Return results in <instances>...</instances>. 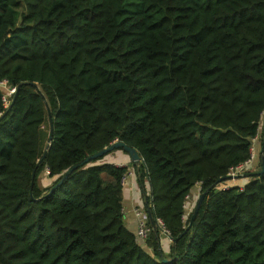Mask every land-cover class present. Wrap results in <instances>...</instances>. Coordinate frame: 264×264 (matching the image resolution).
Masks as SVG:
<instances>
[{
  "label": "trees",
  "instance_id": "1",
  "mask_svg": "<svg viewBox=\"0 0 264 264\" xmlns=\"http://www.w3.org/2000/svg\"><path fill=\"white\" fill-rule=\"evenodd\" d=\"M3 79L0 264H264V0H0ZM256 136L258 170L222 188ZM116 140L141 157L146 245L123 219L128 166L84 162Z\"/></svg>",
  "mask_w": 264,
  "mask_h": 264
},
{
  "label": "crops",
  "instance_id": "2",
  "mask_svg": "<svg viewBox=\"0 0 264 264\" xmlns=\"http://www.w3.org/2000/svg\"><path fill=\"white\" fill-rule=\"evenodd\" d=\"M260 150L259 148L257 150V159L259 158L260 155ZM104 162H109L112 163L116 166H128V178L123 186V219L126 227L131 230L132 232H136V227H137V218L134 214V209L135 208H145V194L144 190L140 187L139 181H138V174L135 166L138 165V163H134L130 160V157L126 151H124L122 148H116L111 153L106 155L104 157ZM255 165V164H254ZM253 165V167H254ZM253 173V170L251 171ZM248 180L247 177H240L239 179H236L235 181L231 182V185H239L242 186L246 181ZM145 189L147 192L149 191V184L145 182ZM200 190L199 185H195L191 188L190 193H189V200L188 204L191 206L192 202L196 199L197 197V192ZM197 194V195H196ZM188 205V206H189ZM171 239L168 235L160 231V244L162 249L167 252L169 250V247L171 245ZM146 245V242H144ZM143 244V245H144Z\"/></svg>",
  "mask_w": 264,
  "mask_h": 264
},
{
  "label": "built area",
  "instance_id": "3",
  "mask_svg": "<svg viewBox=\"0 0 264 264\" xmlns=\"http://www.w3.org/2000/svg\"><path fill=\"white\" fill-rule=\"evenodd\" d=\"M0 86L4 89V94L2 95V101H3V105L6 108L9 103H10V96L13 95L16 92V87L15 86H10L8 85L7 81L5 79L0 80ZM1 114V112H0ZM258 136H256L253 139V142L257 139ZM117 141V140H116ZM115 142V141H114ZM254 144L252 143V146L250 148L251 150V156L248 160H246L243 163H240L239 165H237L235 168H233L228 175H231L233 178H231L232 180H235L234 176H236L239 173H242L244 171H246L248 168H250L253 164V158H254V148H253ZM129 173L127 172L126 174H124L121 178V184L122 186L125 185L127 178H128ZM238 176V175H237ZM199 185V184H197ZM200 186V185H199ZM231 183L222 185V188H228L231 187ZM200 192V190H199ZM199 193L196 197V199L198 198ZM196 199L194 201H196ZM188 200H189V194L186 196V201L184 204V210H185V215H184V219L187 217V215L191 212V210L194 208V201L192 202L191 206H188ZM193 205V206H192ZM134 214L137 218V227H136V232H135V239L138 243L140 244H144V242H146L149 232L151 230L150 227V221H149V217H148V213L147 210L144 208H135L134 209ZM156 224L157 226L160 228V231L165 233L166 235L169 236V232L168 230L165 228L164 223L162 222V220L160 219H156Z\"/></svg>",
  "mask_w": 264,
  "mask_h": 264
},
{
  "label": "water",
  "instance_id": "4",
  "mask_svg": "<svg viewBox=\"0 0 264 264\" xmlns=\"http://www.w3.org/2000/svg\"><path fill=\"white\" fill-rule=\"evenodd\" d=\"M14 98H15V96H14ZM14 98L12 99L11 104L13 103ZM11 104H10V105H11ZM49 119H50V132H49V134H48L47 143H46V146H45V152L48 150V148H49V146H50V144H51V141H52V119H51L50 117H49ZM263 144H264V139H263ZM116 148H122L124 151H126V152L128 153V155H129V157H130V160H131L132 162H134V163H139V162L141 161V157H140L138 151H137L135 148L128 146L127 144H125V143L122 142V141H115V142H113L111 145H109V146L103 148L102 150H100V151H98V152H96V153H94V154L88 156V157L85 159L84 162H89V161H91V160H93V159L99 158V157L103 156L104 154H107V153H109L110 151H113V150L116 149ZM262 150H263V148H262ZM75 168H76V166H73V167H71L69 170H67V171L65 172V174L63 175V177L61 178V180L58 181V184H60L65 178H67V177L70 175V173L72 172V170H74ZM263 172H264V163H263V160H262V167H261V170H260L257 174H262ZM245 175H246V176H245ZM250 175H251V174H244L243 176L248 177V176H250ZM252 175H253V173H252ZM235 177L238 178V177H240V176H237V175H236V176H234V178H235ZM231 178H233L231 175H227V176H225V177L220 178V179L218 180V182L225 181V180L227 181V180H229V179H231ZM58 184H57V185H58ZM57 185H56V186H57ZM56 186H53L51 189H54ZM206 191H207V190H206ZM206 191L200 193V195H199V197H198V199H197V201H196V203H195V205H194V209H193V212H192V215H191V217H190V221H189V224H188L186 230L190 227V225H191L193 219L195 218L196 213H197V211H198V209H199V207H200L201 201H202L204 195L206 194ZM145 202H146V200H145ZM146 208H147V213H148V217H149L150 224H151L152 226H154V224H155V223H154V215H153L152 211L150 210V208H148V207H146ZM163 261H168V260L163 259Z\"/></svg>",
  "mask_w": 264,
  "mask_h": 264
},
{
  "label": "rangeland",
  "instance_id": "5",
  "mask_svg": "<svg viewBox=\"0 0 264 264\" xmlns=\"http://www.w3.org/2000/svg\"><path fill=\"white\" fill-rule=\"evenodd\" d=\"M253 144H254V146H253V148H254V158H253V164H252V166L250 167V168H248L246 171H244V172H242V173H239V174H237L238 176H240V177H242L244 174H252L251 173V171L253 170V172H256L257 170H258V168H259V166H258V162H259V158L257 159V150L260 148V137L258 136L257 137V139L253 142ZM109 153H111V151L109 152ZM109 153H107V154H105L104 155V157H106V155H108ZM255 164V165H254ZM253 165H254V167H253ZM46 172L47 171H42L40 174H39V184H40V186H45L46 185ZM246 176V175H245ZM244 176V177H245ZM240 177H238V178H236L235 177V180L236 179H239ZM235 180H232V179H229V180H227V182L226 183H223V184H221L220 183V186L222 187V185H225V184H228V183H231V182H233V181H235ZM199 193V195H200V192L198 191L197 192V194ZM196 194V195H197ZM199 197V196H198ZM198 199V198H197ZM197 199H196V201H197ZM196 201H194V204L196 203ZM190 206V205H189ZM193 206V205H192ZM148 239V238H147ZM143 245V244H142Z\"/></svg>",
  "mask_w": 264,
  "mask_h": 264
}]
</instances>
